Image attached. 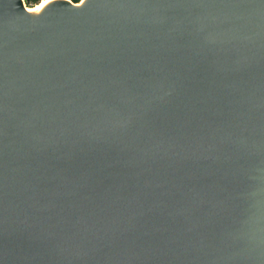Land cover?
<instances>
[{"label": "water", "instance_id": "95a60500", "mask_svg": "<svg viewBox=\"0 0 264 264\" xmlns=\"http://www.w3.org/2000/svg\"><path fill=\"white\" fill-rule=\"evenodd\" d=\"M75 3L0 0V264H264V0Z\"/></svg>", "mask_w": 264, "mask_h": 264}, {"label": "bare ground", "instance_id": "6f19581e", "mask_svg": "<svg viewBox=\"0 0 264 264\" xmlns=\"http://www.w3.org/2000/svg\"><path fill=\"white\" fill-rule=\"evenodd\" d=\"M22 2L23 6V12L25 16H36L41 13H43L47 8H49L51 5L59 3V2H64L66 0H40L38 3L35 5H25L23 0H20ZM86 0H79L77 3H75L76 7L82 5ZM18 36H15L18 40Z\"/></svg>", "mask_w": 264, "mask_h": 264}, {"label": "trees", "instance_id": "16d2710c", "mask_svg": "<svg viewBox=\"0 0 264 264\" xmlns=\"http://www.w3.org/2000/svg\"><path fill=\"white\" fill-rule=\"evenodd\" d=\"M40 0H24V3H25V5H31V6H33V5H35L36 3H38ZM70 1H72V2H78L79 0H70Z\"/></svg>", "mask_w": 264, "mask_h": 264}, {"label": "rangeland", "instance_id": "374dc122", "mask_svg": "<svg viewBox=\"0 0 264 264\" xmlns=\"http://www.w3.org/2000/svg\"><path fill=\"white\" fill-rule=\"evenodd\" d=\"M23 2H24V0H23ZM25 4V3H24Z\"/></svg>", "mask_w": 264, "mask_h": 264}]
</instances>
